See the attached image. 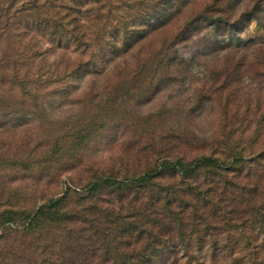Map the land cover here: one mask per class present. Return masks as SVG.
<instances>
[{
	"label": "trees",
	"instance_id": "16d2710c",
	"mask_svg": "<svg viewBox=\"0 0 264 264\" xmlns=\"http://www.w3.org/2000/svg\"><path fill=\"white\" fill-rule=\"evenodd\" d=\"M195 1L0 0V264H264V77L242 98L245 59L180 50L254 14Z\"/></svg>",
	"mask_w": 264,
	"mask_h": 264
},
{
	"label": "rangeland",
	"instance_id": "374dc122",
	"mask_svg": "<svg viewBox=\"0 0 264 264\" xmlns=\"http://www.w3.org/2000/svg\"><path fill=\"white\" fill-rule=\"evenodd\" d=\"M207 7L211 8L212 11H209L211 15L221 14L225 17L226 15H229L230 17H233L231 21L241 18L245 12H251L254 15L250 18L249 16H245L240 25V30H238L240 31L239 35H231L233 38L223 34L228 33L230 30L229 25L226 23H223L220 26L213 25L204 29L200 35L202 37L203 35H207L208 40L206 39L207 41L205 42V40L200 39V36L199 39L183 42L180 44L182 55L189 59L193 55L199 53V61L195 67V71L203 72L204 70L208 69V67L213 68L215 65H217L219 68L225 66L235 68L236 63L239 60L245 59L246 63L241 69V72L243 73V85L246 86L242 92V98L245 93L248 92L250 97L254 100L259 88L258 83L264 77V0H196L189 8L187 15L191 14V12H200ZM207 10H209V8ZM173 25L174 26L171 28L161 31L154 37L157 40V43L170 40L174 33L179 31L180 24ZM230 33L231 32H229V34ZM223 38L227 39L232 46L237 44L242 45L246 42L251 43L247 46L242 45V48L238 49L232 47L228 52L224 51L208 54L207 56L203 55L205 51L212 52V48H215L214 45L216 42ZM231 51H235L236 54L233 53L232 55L234 56L228 59ZM201 76H203V73L200 74V77ZM85 82V80H82L78 83L83 85ZM188 93L189 91H187L185 95L182 96L173 88L167 89V91L161 93L157 99L145 106L144 111L156 112L164 104L170 107L174 100L183 98L187 96ZM170 94L172 95V99H170ZM241 109L242 111H245L246 109H249V106L243 101L241 103ZM248 113H252L251 108L248 110ZM221 117L222 111L220 108L216 107V109L210 115L208 113H204L198 117L195 122L196 127L198 128L199 132L207 133V135L203 136L210 138L209 140H217L222 137V135L216 136L218 129L223 128L224 121Z\"/></svg>",
	"mask_w": 264,
	"mask_h": 264
}]
</instances>
